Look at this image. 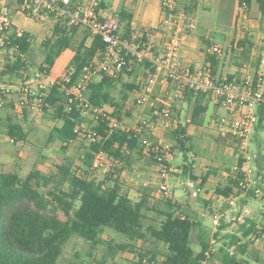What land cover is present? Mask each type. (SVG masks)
<instances>
[{
  "label": "trees",
  "instance_id": "obj_1",
  "mask_svg": "<svg viewBox=\"0 0 264 264\" xmlns=\"http://www.w3.org/2000/svg\"><path fill=\"white\" fill-rule=\"evenodd\" d=\"M238 1L243 12L248 15L252 0ZM17 2L18 8L26 13L27 0H17ZM256 2L260 12L264 15L263 0H256ZM180 6L182 5L179 0H175V11H181ZM189 6L187 5L186 10ZM9 8L13 9L10 6ZM115 14L118 22L124 23L122 35L127 36L130 33V12L120 9ZM67 22L66 15L60 17L53 24L49 35L45 36L41 42L44 57L38 70L43 74L49 72L56 74L57 60L67 50L72 51L65 69L71 80L65 82L57 76L58 81L50 87L49 94L42 103V112L50 113L53 119L60 120V125L54 127V134L61 143L62 151H65L71 141L79 137L83 138L81 134L74 131L77 127H88L96 131L99 139L88 142V146L80 158L82 170H79V167L73 168L69 162H65L56 165L54 173H44L38 166L30 169L24 177L17 172L0 171V264H58L65 244L73 235L96 245L101 242V235L106 229L117 232L127 239V241L116 243L115 246L121 252L136 254L137 264H204L207 258L206 252L209 249L208 242L199 239V250L197 251L190 246L191 233L197 222L185 213L180 203L164 197L161 199L163 205L158 206L151 203L150 196L146 192H140V196L135 199L128 193L122 192V183L118 175L119 169L114 167V163L115 165L119 163L130 165L133 156L139 157L147 154L152 161L157 164L163 163L168 172L175 174L165 159L159 161L156 158L161 153L152 151L150 148L145 151L139 137L133 131L116 128L108 133L107 122L109 121L102 116L96 117L94 114V108H105L106 114L126 124L125 119L135 110V102L134 99L130 102V94L138 89V85L124 79V74L131 75L133 69L129 71L124 69L117 77L102 75L92 80L87 86L86 92L88 103L91 106L89 112L85 111L78 100H69L66 93L68 86L77 82L83 66L91 61L98 50L104 48V44L99 36H95L87 45L86 40L91 36L90 32L86 30L79 43L73 48V41L81 27L68 25ZM31 37L32 35L26 31L17 37L15 27L10 32L3 46L0 80L5 79L6 81H3L5 83H15L23 81L25 76L26 78L29 76L26 72L30 64L28 56L33 49ZM253 39L254 31L249 28L245 29L243 35L236 42L232 41L231 52L238 53L242 58L241 61H248L251 50L256 47ZM205 43L206 46H209L208 42ZM256 49L257 54L252 62L254 67L259 66L260 51L263 48L257 47ZM208 61L211 64L212 74L215 75L218 65L215 55H208ZM233 77V75H227L225 79H219L218 82L231 80ZM206 94L188 89L183 91L182 98L176 100L193 103L190 120L188 123H182L179 120L175 122L168 129L165 137L171 142V145L167 146L171 153L174 156H181V164L177 166L180 171L179 176L191 180L199 178L200 187L204 189L208 177L216 173L218 169L212 168L199 177L195 174V158L198 156V152H196L193 136L187 131V125L202 123L201 118L209 110V104L204 101ZM8 107L14 109L12 103L0 106V108ZM170 108L176 112L179 111L176 103H173ZM160 109L161 107L153 108L150 112H144L142 115L150 117L155 122L159 119ZM21 112L23 117L28 113L25 108ZM258 114L259 119L256 125L263 127V104H259ZM1 127L7 129L8 136L14 138V143L25 141L27 134L22 124L15 121L10 115L4 117L0 115ZM156 135L152 131L148 133L153 144H157L161 149L166 148V145L163 146L157 142ZM52 139L53 136L49 135L48 140ZM212 139L217 148L231 147L233 155H239L240 159L241 153L234 137L231 135L222 137L215 134ZM99 150H103L111 157L113 169L103 178L97 180L89 171L94 154ZM231 164L230 159L227 163H223L219 170L227 173V175L221 176L223 183H217L214 186L215 195L220 199L225 198L235 189L238 193L243 191L239 185L238 176L230 173ZM259 164L256 175L264 172V164ZM114 173L117 175L115 176ZM41 188H46V196L64 213L65 220L30 210H16L11 213L7 221L5 220L6 210L12 206L18 195L27 193L39 196ZM204 193L208 192L204 190ZM246 193L247 196L254 195V188L248 189ZM202 200L204 205L211 210L210 199L202 197ZM151 212L162 217L158 221V225L145 223ZM152 220L154 221V219ZM246 221L247 225H243L241 236L248 237L253 234L256 239H259L264 235V210L261 212L258 226L256 218H247ZM148 239L152 240L154 244H162L164 251L160 253V257L155 249L138 247L135 244L136 241L145 244ZM232 246L236 248V251L234 250L233 254H230L227 247ZM245 251L246 244L240 242V237L232 235L227 244L224 243L218 247L220 264H248L240 257Z\"/></svg>",
  "mask_w": 264,
  "mask_h": 264
},
{
  "label": "rangeland",
  "instance_id": "obj_2",
  "mask_svg": "<svg viewBox=\"0 0 264 264\" xmlns=\"http://www.w3.org/2000/svg\"><path fill=\"white\" fill-rule=\"evenodd\" d=\"M118 1L119 4L125 2V0ZM6 3L8 4V2ZM8 6L11 5L8 4ZM250 12L252 15H259L260 10L256 0L252 1ZM202 14L203 11L201 15ZM12 18L19 26L31 32L36 38L40 37L43 33L44 25L24 15L21 11L12 9ZM199 20L202 21L201 16ZM214 21L215 23L211 25L212 35L217 37L219 35L217 31L222 30V27H220L219 21ZM49 28H52V24H50ZM49 33L50 32H46L43 38L33 46V49L29 53L28 58L30 64L26 72L29 77L39 72L38 66L41 64L44 57V50L41 47V42ZM257 33H254L253 39L256 44L253 56L254 59L257 54V47L263 48V50L260 51L259 59L264 54V27L260 28V35ZM83 34L84 30H82L81 33H77V37L73 41V48L79 43ZM221 41L224 42V46L228 44L224 40ZM154 48L156 47L154 46ZM71 54L72 51L67 50L57 60L55 76L60 77L66 73V65L69 62ZM229 55V62L235 61V63L233 62L234 66L239 62H243L238 53L236 54L230 50ZM2 62L3 53L0 54V65H2ZM253 65L252 63V67ZM140 68L141 64H135L132 67L133 71L131 75L127 76L124 74V79L133 81L138 85V83L142 81V72ZM243 68H245V66H243ZM0 81L3 82L6 80L3 79ZM165 83L164 75H157L155 83L152 86V91L148 93L147 101L125 119V123L128 124V126H134L139 115L144 112H150L151 109L158 107L170 108L172 102L178 103L174 96L170 97L169 94L171 92L168 93L169 88L165 87ZM172 94L173 93H171V95ZM154 96L155 98H153ZM133 98L134 92L130 94V102ZM177 99H181V97H177ZM180 104L178 112L170 108L174 116V121L177 122L179 120L182 123H188L189 113H191L193 103L181 102ZM21 111L22 109L15 110L9 107L0 108L1 116L10 115L15 121L22 124L27 134L25 141L12 143L8 136L7 129L0 128V171H13L24 177L34 166H38L44 173H54L56 171L55 166L65 162H69L73 168H82L80 158L88 146V140L79 137L71 141L67 145L65 151H62L60 149L61 143L54 134V127L60 125V120L53 119L50 113H33V111H28L26 116L23 117ZM223 114L224 109L221 105H214V107L209 105V111L201 118L202 123L199 125L192 124L188 127L189 132L193 136L196 152H198L195 164V174L198 177L203 175L206 171L212 170V168L218 169V167H220L221 169L223 163H227L230 159L231 162H233L237 157L232 156L231 151L226 150L227 148H217L212 139L217 133L219 126L225 124L221 120ZM168 129L169 128L161 131L153 129L157 134V142L163 146L171 145V142L165 138ZM261 129L262 128H259L258 130L260 131ZM49 135L53 136L51 141L48 140ZM248 150L252 155L258 157L259 162L264 164V132L260 131L257 135H251ZM239 152L242 155L240 150ZM181 161L180 155L171 156V158H169V164L175 174L168 172L166 176L162 175L158 168V164L152 161L147 154L139 157L133 156L130 165H124L122 163L115 165L114 163V167L116 166V168L119 169V180L130 196L138 198L140 192H146L150 196L149 199L151 203H155L158 206L163 205L161 199L164 198L160 193L161 183L164 181L167 182L174 196L173 199L178 201L185 213L197 222L191 233L190 246L197 251L199 250V239H204L208 242L209 249L204 264H220L218 247L224 243L227 244L232 235L240 237V242L246 244L245 253L240 255L243 260L247 261L248 264H264V235L260 236L259 239H256V236L253 234L248 237L241 236L243 225H247V218H256L257 226L259 224L261 212L264 210V180L262 181L253 173L251 176V188L258 187L261 189V192L252 196H247V193H237V205L235 208L229 209L222 199L215 196L214 192V186L217 183H223L220 171L216 170L218 174H211L209 177V184L206 185L208 188H203L202 191L199 192L196 190V188L200 186L199 178L191 180L179 176L180 171L177 169V166L181 164ZM218 163H221V165ZM92 175L93 178L99 180L103 178L105 174L103 175L101 172L93 171ZM255 180H257L260 185H256ZM188 181L192 182L189 186L186 185ZM204 190L208 193L205 194ZM45 191L46 188H41L39 196L27 193L18 195L14 199L12 206L6 210L5 220L7 221L11 213L16 210L37 211L43 214L53 215L60 220H65L64 213L50 201ZM202 195L211 198V206L217 205L221 211L224 212L221 224L217 229H214L212 226L210 216L211 210L204 205ZM148 217L149 218L145 220L146 224L152 223L158 225V221L162 219L161 216L154 212L148 214ZM152 219H154V221ZM124 241H127V239L123 235L109 229L104 231L101 235V242L96 245H93L91 242L77 235H73L65 244L63 252L58 259V264H137L138 258L136 254L126 251L121 252L116 248V243ZM135 244L138 247L155 249L159 257L161 256L160 253L164 251V247L161 243L154 244L150 239H148V242L145 244L143 243L144 246L141 241H136ZM230 249L236 251V248L233 246L227 247V250Z\"/></svg>",
  "mask_w": 264,
  "mask_h": 264
},
{
  "label": "built area",
  "instance_id": "obj_3",
  "mask_svg": "<svg viewBox=\"0 0 264 264\" xmlns=\"http://www.w3.org/2000/svg\"><path fill=\"white\" fill-rule=\"evenodd\" d=\"M102 2L103 0H86L82 6H73L72 0H27L26 13H24L26 16L47 25L52 24L53 28L55 21L66 15L68 25L85 28L90 32L91 39L99 36L104 44V48L98 50L91 61L83 66L77 82L68 86L66 93L69 100H78L85 111L89 112L91 106L86 96L89 83L102 75L117 77L124 69L131 70L134 62L141 64L142 72V81L138 83V89L134 91L135 110L147 101L148 93L152 91L158 73H163L166 83L174 85L175 96H182L186 89L213 94L215 100L221 101L226 112V116L222 118L225 124L220 127L219 135L234 137L242 152L240 159L237 155L232 162L230 173L238 176L239 185L243 189L242 193H246L251 188L252 174L256 175L258 171L255 156L249 152L248 146L250 136L258 123V106L259 104L264 105V56L260 60V69L255 75L247 72L240 76H234L231 80L218 82L212 74L209 61L194 67L183 61L181 51L188 40L191 24L183 11H175V0H163L162 2V18L159 28L164 31L166 42L161 51L154 48L143 34H137L130 30L127 36H123L115 19L99 15L98 9ZM238 17L240 30H244L251 24L250 18L243 10ZM12 21L11 9L5 1L0 0V54L3 53L6 39L14 28ZM52 28H49L50 31ZM23 33L24 30L15 28L17 37ZM30 41L33 46L39 42L33 36ZM210 51L213 54H221L224 51V46L214 44ZM60 78L65 82L71 80L67 73L61 75ZM57 81V76L51 72L48 74L37 72L34 76L27 78L25 76L23 81L15 83L0 81V106L12 103L15 110L25 108L33 113H42V103L49 94L50 87ZM94 114L96 117L102 116L109 121L107 122L108 133L116 128L131 130L139 137L145 151L150 148L152 151L159 152L161 155H157L156 158L159 161L165 159L169 163V158L173 156L171 150L167 146L161 149L157 144H153L148 133L154 132L153 129L165 130L175 123L170 108L162 107L159 119L155 122L150 117L140 114L134 126L123 124L115 117L106 114L105 108H94ZM74 131L89 142L99 139L96 131L88 127H77ZM10 141L14 143V138L10 137ZM158 168L162 175H167L168 169L163 163H158ZM112 169L111 157L103 150L97 151L89 172L92 174L93 171H98L104 175L110 173ZM223 174L227 175L226 172ZM114 175L116 176L117 173ZM258 177L264 180V172ZM191 184V181L186 183L187 186ZM202 189L200 186L196 188L199 192ZM254 191L255 194H259L261 189L254 187ZM160 193L162 196L174 200L166 181L161 183ZM237 193L235 189L222 199L229 209L236 207ZM210 216L213 228L217 229L221 224L224 212L217 205H213ZM233 252L234 250H229L230 254Z\"/></svg>",
  "mask_w": 264,
  "mask_h": 264
},
{
  "label": "crops",
  "instance_id": "obj_4",
  "mask_svg": "<svg viewBox=\"0 0 264 264\" xmlns=\"http://www.w3.org/2000/svg\"><path fill=\"white\" fill-rule=\"evenodd\" d=\"M1 1L8 2V4L11 5L10 7L22 12L21 8H18L17 0H1ZM85 1L86 0H72L71 4L73 6H76V5L82 6L85 3ZM162 2L163 0H125V2H123L122 4H119L118 0H103L98 12L100 16L104 18L115 19L117 22L118 20L115 14L117 11H119L120 9H123L125 11L130 12L131 14V19L129 22L130 30H132L133 32L137 34H143L144 37L153 44V46H155L158 50H162L166 42V35L164 31L161 28H159V24L162 18ZM179 3L182 5L180 6L181 11H183L186 14V16L188 17V22H190L191 24L188 40L181 51V56L185 63H187L188 65L192 67L203 65L205 61H208V55L213 54L210 51L211 46L214 44L224 46L223 45L224 42L221 41V40H224L228 44L224 46L223 53L213 54L215 55L218 61L217 70L214 75L216 80L219 81V79H225L227 75L240 76L247 72L253 75L257 73V71L260 69V64L259 66L257 65V67H254V66L252 67L255 48L251 50L248 61H243L241 63L239 62L236 64V66L233 65V62L235 63V61L233 62L230 61L231 63L229 62V59H230L229 53L231 50L232 41L236 42L243 35V32L245 29L249 28V29H252L254 33L258 32L257 33L258 35L261 34L260 28L264 27V15H262L261 12L259 13V15H252L250 12V9H251V6H250L248 16L251 20L250 21L251 24L247 26L244 30H240L238 28V22H239L238 14L241 11V7L239 5L238 0H179ZM187 5H190L188 10H186ZM202 11H203V14L201 15ZM200 16L202 18V21L199 20ZM214 20L219 21L221 25L220 27H222V30L217 31L219 33L217 37L215 35H212L211 25L215 23ZM12 22L15 28H19L26 32H29L23 29L21 26H19L14 20ZM40 23L44 25V30L40 37L36 38L31 32H29L37 41L41 40L46 32H51L49 29L50 25L47 26L42 22ZM118 24L120 26V31L122 32L123 31L122 26L124 25V23L118 22ZM81 29L86 31L85 28L81 27L79 30V33L82 32ZM205 42H208L209 46H206ZM90 43H91V38L88 37L86 40V44L89 45ZM263 56L260 57V60ZM135 64H138V63L134 62L133 66ZM243 66H245V68H243ZM157 75L163 76V73H158ZM165 85H166L165 86L166 88H169L168 93L170 92L173 93L172 95L171 93L169 94L170 97L174 96L176 99L177 97L182 98V96H175V87L172 83H165ZM181 102L183 103L186 101H181V100L178 101L177 103L178 110H179V106L181 105L180 104ZM205 102H207L209 105H212L213 107L214 105L216 106L221 105L223 107L220 101L215 100L213 94H206ZM173 103L174 102H172L171 105ZM225 116H226V112L224 109V114L222 118H224ZM190 117H191V113H189V120H190ZM189 125H192V124L187 125V131L189 134H191L188 130ZM222 125L219 126L216 134H219V129ZM259 128H262L260 131L264 132V126L263 127L260 126ZM259 128L257 125H255L252 134L257 135L260 132L258 130ZM250 141H251V136H250ZM224 148H227L226 150L228 151L230 150L232 156H234L231 147H224ZM195 161H196V158H195ZM255 163L259 170V165H260L259 163L261 162H259L258 157L256 156H255ZM218 164L221 165V163H218ZM219 170H220V167H218V171ZM220 175H223L222 171H220ZM209 177H208L207 183L204 186L209 184ZM255 181H256V185H259V182L257 180ZM206 188H208V186H206L205 189ZM122 192L128 193L127 190L123 188V185H122ZM203 197H205V199L207 198L205 195ZM207 199H210V203H211L212 201L211 198H207Z\"/></svg>",
  "mask_w": 264,
  "mask_h": 264
}]
</instances>
